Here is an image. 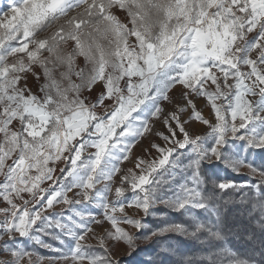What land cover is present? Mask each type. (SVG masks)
I'll list each match as a JSON object with an SVG mask.
<instances>
[{
	"label": "snow or ice",
	"instance_id": "obj_1",
	"mask_svg": "<svg viewBox=\"0 0 264 264\" xmlns=\"http://www.w3.org/2000/svg\"><path fill=\"white\" fill-rule=\"evenodd\" d=\"M155 121L165 147L151 143L158 157L124 172L133 142ZM194 122L210 131L189 132ZM252 150L264 151V0H11L0 17V264H121L113 247L135 251L139 239L121 225L145 227L126 208L185 217L143 236L174 232L198 243L184 264H264V164L242 155ZM217 163L259 179L207 176L205 164ZM230 189L247 224L223 210L218 194ZM94 225L99 249L82 243ZM230 235L243 252L229 247ZM25 240L59 255L42 257Z\"/></svg>",
	"mask_w": 264,
	"mask_h": 264
},
{
	"label": "trees",
	"instance_id": "obj_2",
	"mask_svg": "<svg viewBox=\"0 0 264 264\" xmlns=\"http://www.w3.org/2000/svg\"><path fill=\"white\" fill-rule=\"evenodd\" d=\"M58 27V25H56ZM52 29L48 30V33L42 35H48ZM47 56V53H44ZM82 61V58H80ZM182 151V150H181ZM242 155H247L248 162L259 166L264 164V151L257 150L256 152L251 151V153H242ZM181 159L183 156L180 157ZM208 169L207 176L220 181H229L233 183L247 182L248 178L252 180H258V176H251L250 170L247 167H243L244 171H239V174L234 173L232 170L226 168L223 164L217 163L214 167L205 164ZM171 181V177H166ZM179 179V176H177ZM165 191L167 190V185L161 186ZM207 187L211 188V181H209ZM224 198L220 203L224 206L223 210L229 218L235 217V220L230 219V223L237 225L247 224V219L240 216V194L233 191L227 190V194L219 193ZM163 209L162 205H157L153 211H159ZM167 212V210H164ZM164 219H168L171 222H181L185 221L186 218L181 216L180 213L167 212L166 217H161L160 215H148L139 219L145 225L142 232H136L135 236L139 239L135 241V251L129 249L127 258L120 259L121 264H184V259L187 256L198 254L200 251V245L185 236H181L174 232L164 233L158 236H150L148 239H144L143 236L147 235L151 231L157 229L164 222ZM47 243L51 244L54 248H61L63 251H67L66 245H61L59 241L53 239L49 236L42 237ZM25 246L39 254L42 257L57 256L59 253L52 252L49 249L42 248L40 245L35 244L34 241H23ZM229 247L234 250L244 251L246 245L241 240H238L234 236H229L228 241ZM84 245L91 248L99 249V244L96 243H84ZM117 244L112 249V255L116 250ZM35 258V257H34ZM46 264L50 262L45 259ZM54 264H67L63 261H55Z\"/></svg>",
	"mask_w": 264,
	"mask_h": 264
},
{
	"label": "rangeland",
	"instance_id": "obj_3",
	"mask_svg": "<svg viewBox=\"0 0 264 264\" xmlns=\"http://www.w3.org/2000/svg\"><path fill=\"white\" fill-rule=\"evenodd\" d=\"M11 4V0H0V17L4 15V13L8 12L9 5ZM82 9H77L76 11H81ZM75 15L76 13H72ZM255 53H253V56ZM81 61V60H80ZM29 86L31 87L33 93L39 94V87L40 84L37 82L36 78L30 77L29 80ZM98 87L94 89L92 93L85 92L84 95H94L96 91H98ZM211 90V89H210ZM182 91V86L177 85L174 89L170 91V95H172L174 98H178L180 92ZM195 104L197 110H200L202 112V115L204 118L209 119L211 122H214V116L210 113V108L207 105V102L205 98L203 97H196L195 98ZM217 103H220V101H217ZM166 108H172L174 105H168L167 102H165ZM151 132L145 133L144 136L136 138V140L133 142L132 149L128 153L129 159L124 161L121 165V168L124 172H127L128 169H133L134 171H139L138 169H135L133 161H135L137 158L144 160L146 162H151L152 160L156 159L158 157V153L154 150L149 151V145L151 143H156L161 145V147H165V142L160 139L158 136L153 135L154 132L157 131H163L165 134H167L166 129L162 126V124L159 121H155L151 123ZM189 132H196L198 134L204 135L210 129H208L206 126H203L199 124L198 122H194L192 127L188 129ZM170 146V145H169ZM94 151V150H89ZM253 152H256L257 150H252ZM88 153L85 152L84 155L86 156ZM59 167H63V164H59ZM239 171H244L242 168ZM119 175V174H118ZM46 186V185H45ZM97 187H102V185H97ZM69 196H71V193H69ZM113 198V193L109 194V199L111 200ZM77 208H85L87 211H90L92 214L96 215L98 218H101L103 216V212L101 209H98L93 204H80L76 205ZM63 209H65V206L63 204L57 205L55 207V211L57 213L61 212ZM51 211V210H50ZM126 214L129 218L139 220L143 218L145 215L142 211L136 208H126ZM117 215H120V213H117ZM125 228V230L129 233V235L134 236L137 230L129 225H121ZM95 231L93 233H89L86 235L85 240L82 242L84 243H96L99 244V234L101 233L102 229L97 226H93ZM129 248L127 245L121 243H118L116 246V250L113 254V258L120 260L125 259L128 256ZM64 262V261H63ZM67 263V262H66ZM22 264H26V261H23ZM43 264H46L45 261H43Z\"/></svg>",
	"mask_w": 264,
	"mask_h": 264
},
{
	"label": "crops",
	"instance_id": "obj_4",
	"mask_svg": "<svg viewBox=\"0 0 264 264\" xmlns=\"http://www.w3.org/2000/svg\"><path fill=\"white\" fill-rule=\"evenodd\" d=\"M0 206H2V205H0Z\"/></svg>",
	"mask_w": 264,
	"mask_h": 264
}]
</instances>
